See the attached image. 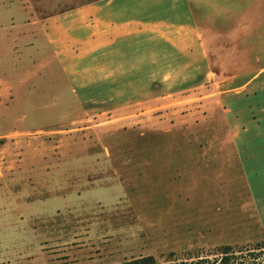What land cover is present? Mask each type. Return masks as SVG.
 <instances>
[{
    "label": "rangeland",
    "instance_id": "374dc122",
    "mask_svg": "<svg viewBox=\"0 0 264 264\" xmlns=\"http://www.w3.org/2000/svg\"><path fill=\"white\" fill-rule=\"evenodd\" d=\"M256 5L260 19L247 24L248 69L192 72L203 86L148 93L121 84L117 74L142 75L130 71L97 72L102 79L72 71L66 85L34 84L33 109L28 104L8 127L0 122V264L145 256L163 264L225 245L264 246V221L248 214L240 194L217 199L226 193L223 181L201 207L190 194L176 206L165 195H187L174 185L189 188L191 170L217 161H242L254 190L256 155L264 158V112L256 109L264 100V0ZM1 99L0 112L8 105Z\"/></svg>",
    "mask_w": 264,
    "mask_h": 264
},
{
    "label": "crops",
    "instance_id": "0c3cea01",
    "mask_svg": "<svg viewBox=\"0 0 264 264\" xmlns=\"http://www.w3.org/2000/svg\"><path fill=\"white\" fill-rule=\"evenodd\" d=\"M256 1L0 0V97L8 104L0 112V122L8 127L21 120L19 114L28 104L33 109L34 84L66 85V72L100 79L99 72H141L117 76L124 77L122 85L148 87V93H153L167 87L203 86L192 75L199 70H246L247 24L260 19ZM39 70L44 74L34 76ZM173 71L184 74L169 73ZM7 88L13 91L7 93ZM167 96L158 98V107L166 106ZM257 103L262 104L257 105V111L263 113L262 97ZM254 168L253 191L242 161H217L209 169L191 170L189 188L174 185L187 195H165L176 206L179 195L190 194L191 202L196 200L201 207L208 202L206 195L213 194L215 185L223 181L226 193L217 199L222 203V198L235 190L240 201L249 206L248 214H254L262 224L263 156L256 155ZM242 194H248L249 201ZM261 231L264 236L262 227Z\"/></svg>",
    "mask_w": 264,
    "mask_h": 264
},
{
    "label": "trees",
    "instance_id": "16d2710c",
    "mask_svg": "<svg viewBox=\"0 0 264 264\" xmlns=\"http://www.w3.org/2000/svg\"><path fill=\"white\" fill-rule=\"evenodd\" d=\"M264 254V246L257 244L254 248L233 247L225 245L217 248L214 253L201 255H188L177 260H169L163 264H257ZM213 258L214 260H211ZM118 264H161L153 256L135 258Z\"/></svg>",
    "mask_w": 264,
    "mask_h": 264
}]
</instances>
